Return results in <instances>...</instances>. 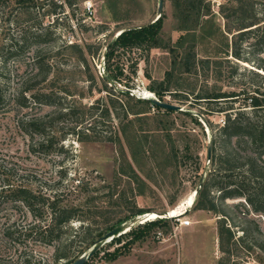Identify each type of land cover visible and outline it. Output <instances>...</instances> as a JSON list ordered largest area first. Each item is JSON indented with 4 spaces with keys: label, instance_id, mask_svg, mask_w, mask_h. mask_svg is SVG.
Segmentation results:
<instances>
[{
    "label": "rangeland",
    "instance_id": "rangeland-1",
    "mask_svg": "<svg viewBox=\"0 0 264 264\" xmlns=\"http://www.w3.org/2000/svg\"><path fill=\"white\" fill-rule=\"evenodd\" d=\"M33 1L35 5L27 0L18 6L14 0H0V82L4 94L0 101V186L3 180L8 181L13 186L57 194L65 202L79 206L78 214L83 219L72 220L62 238L71 253L85 247L81 229L86 226L94 236L106 232L105 227H114L118 218L136 207L148 210L136 216L154 218L145 224L157 222V216L168 212L166 225L150 230L122 257L108 260L110 253L123 248L128 236L144 229L139 222L128 235L120 237L121 242L101 246L88 264H218L221 258L227 261L229 254L221 251L218 243L221 216L191 206L200 180L196 174L208 177L212 147L217 143L215 135L225 113H233L228 107L244 104L241 99L207 102L199 96L211 90H238L251 84L264 87V71L258 68V64H264V30L254 28L240 39L234 35L239 12L231 10L242 4L244 15L261 18L264 1L209 0L210 13L202 16L197 29L186 32L175 28L173 7L170 0H164V41L178 54L193 47L198 58L220 61L209 68L198 66L191 73L183 71L167 48L155 47L148 52H121L110 64V70L106 68L105 51L111 39L122 29L154 21L158 0H70V5L67 0ZM87 1L92 4L90 10L86 8ZM179 36L184 37L180 44L176 43ZM34 40L37 41L21 46L22 41ZM233 41L246 61L230 55ZM70 44L84 50L87 66L82 65L76 47ZM37 54L43 60L40 70L34 61ZM103 62L101 71L98 65ZM115 64L122 69L120 77L114 75ZM251 71L260 75L254 76ZM108 74L112 79L106 89L102 76ZM30 85L35 86V93L49 94L51 102L38 103L26 92L28 104L22 103L24 100L17 93ZM165 87L167 90L162 92ZM120 90H128L133 97L127 98ZM108 93L118 99L116 110L109 117H96L89 106L98 98L106 101ZM144 97H156L180 109L169 112L137 100ZM69 108L73 110L64 113ZM127 110L139 113L127 114ZM89 126L92 134L86 132ZM248 154L250 150L241 145L235 156ZM262 161L264 164V158ZM246 168L238 164L231 178L240 181ZM210 195L237 235H241V228L251 230L243 246L230 248V263L235 260L240 264H264V251L248 249L251 243L264 245V215L254 213L243 198L221 202L215 188H211ZM95 208L103 212L99 214ZM185 219L190 223L180 225ZM31 222V215L21 204L11 205L0 197V264H58L52 259L57 244L47 245L35 239L29 232ZM154 230L162 231L161 239L153 237Z\"/></svg>",
    "mask_w": 264,
    "mask_h": 264
},
{
    "label": "trees",
    "instance_id": "trees-1",
    "mask_svg": "<svg viewBox=\"0 0 264 264\" xmlns=\"http://www.w3.org/2000/svg\"><path fill=\"white\" fill-rule=\"evenodd\" d=\"M67 1L69 5L72 3L70 0ZM26 2L27 0H14V3L18 4V6L25 4ZM170 3L173 7L172 16L176 20L175 28L180 31H194L199 26L202 16L208 15L211 11L209 0H170ZM239 3H242V0H239ZM35 4L36 2L32 0L31 5ZM56 6L62 9L61 4ZM242 7V4H238L236 7H231V10L234 12H239V21L237 27L235 28L237 32L234 35H238L240 39L252 32V29L254 28H262L264 30V12L261 18L256 15L248 16L244 15ZM163 21L164 15L161 14L154 21L145 25L120 30V33L116 36V38L107 45V49L105 51L106 68L110 70V64L112 65L115 62L114 58H119L120 54L123 52L132 51L134 49H139L141 52H148L154 47L167 48L169 52L174 54V57L178 60L184 72L191 73L195 71L198 66L209 68L211 64L216 65L220 63L217 58H198L193 47H188L181 54H178L179 52H175V48L170 43H166L162 37ZM33 38H36V36ZM179 38L176 40V43L178 44L182 42L181 40L184 37L179 36ZM36 41L37 40L32 42L22 41L21 46H25ZM236 46L237 43L233 41L230 55L236 60L246 61L245 57L242 56L240 47L237 46V48ZM70 47L76 46L70 44ZM76 49L82 65L87 66L88 64L84 56V50L81 47H76ZM36 57L37 58L34 61L38 64L40 70L42 69L43 60L40 57V54H37ZM225 60H229V58H225ZM114 66L116 68L114 75L116 77H120L122 69L118 67L117 64ZM258 68L264 71V64H258ZM133 72H135L134 69ZM251 73L254 76L260 75L258 71H251ZM47 74L48 70L44 71V79ZM102 78L104 82H106L105 88L107 89V83L110 82L112 77L108 74L103 75ZM35 89L34 85L25 86L19 93H17V95L22 97L24 100L22 103H25L26 105L28 104V98L25 96L26 92L31 93L30 95L34 99L33 101L38 103L41 101H44L43 103L51 102L49 94L41 91L35 93ZM162 90V92H164L167 88L165 87ZM121 93L127 98L133 97V95H129L128 90H122ZM156 93H158L157 95L159 97L161 96L159 91ZM110 94L112 93H108L106 101L98 98L90 104L89 107L90 109H93V113L96 117L102 116L103 114L106 115V117H109L110 114L116 110L117 106L115 103L118 102V99ZM3 98V86L0 82V101H2ZM149 98L151 97L137 98V100L139 102L147 103L155 108H161L151 102ZM199 98H203L205 99L204 101L207 102H236L237 99H241L243 102L242 104H244L238 108H234L233 106L228 107V109H232L233 113L226 112V116L223 120L224 122L218 128V133L215 135V142L217 143L215 146L213 145L210 157L212 167L208 172V177L203 178V183L191 206L194 210L212 211L213 213H218V216H221L217 225L218 243L220 250L228 252L229 257H227V261H224L221 258L218 261V264H240L235 260L230 263V248L238 245L243 246V241L248 238L251 230L241 228V235H237L231 226L226 224L224 211L217 205V201L214 196L210 195V191L211 188H215L219 192L218 200L221 202H223L226 198H243L254 213H261L264 215V164L261 163L264 158V87L259 84H251L250 86L241 87L238 90H211L203 96H199ZM100 101L103 102L100 103ZM243 107H249V109H245ZM72 110V108H69L67 111H64V113H70ZM165 111L171 112L174 110L165 109ZM125 112H127V114L139 113L133 110H127ZM89 127L90 128H86V132H90L92 134L93 130L91 126ZM78 132L83 133V131ZM241 145H245L250 150V154L236 157L235 154L237 153L238 148L240 150ZM238 164H244L247 168L245 170L246 175L237 182L231 178V173L238 169ZM197 171L198 170H196V173H198ZM196 175L198 178L202 177L201 174ZM223 177H229V179L225 181L222 180ZM244 178L248 179L246 180ZM0 187V197L4 199V202H10L11 205L19 203L29 212L32 217L29 232L34 234V238L47 245L52 243L57 244L54 247L52 259L58 264H70L79 256L80 253L92 246L96 237L101 236L105 232H97L94 236H92L89 227L86 226L82 228L81 231L85 233V247L81 248L76 253H71L70 250H67L68 247L66 246L69 244L64 242L62 238L63 235L71 228L70 222L72 220L83 219L78 214L79 211H81L79 206L68 202L67 200L65 202L64 198L59 197L57 194L49 195L26 186H13L10 182L4 180ZM237 206L238 204L235 205V207ZM95 209V212H99V214L103 212L101 208ZM147 211L148 210L143 208H133L128 215L118 218L115 223L117 225L126 219L140 215ZM157 217L160 218L157 222H151L148 224H145V222L154 218L144 219L141 217L144 224L139 223V227H144V229L137 231L133 234V236H128L124 242L123 248L110 253L108 260L112 261L118 256L128 253L130 245L134 244L136 241L144 240L149 235L150 230L159 225H166V218H162V215ZM112 227L108 226L105 228L106 230H109ZM129 231H133V229H128V231L124 234L108 240V243L114 241L121 242V238L128 235ZM254 245L251 243V245L248 246V249L255 247L264 251L263 244L255 243ZM85 264H88V260Z\"/></svg>",
    "mask_w": 264,
    "mask_h": 264
},
{
    "label": "water",
    "instance_id": "water-1",
    "mask_svg": "<svg viewBox=\"0 0 264 264\" xmlns=\"http://www.w3.org/2000/svg\"><path fill=\"white\" fill-rule=\"evenodd\" d=\"M163 2H164V0H158L157 17L162 14V11H163ZM116 36H114L111 39V41H113L116 38ZM149 99L151 100V102H153L154 104H156V105H158V106H160V107H162L164 109H171V110H178V109H180V107L178 105H174V104H171V103H168V102L161 101L160 99H158L156 97H151ZM210 145H211V140H209V142H208V149H207L208 158L210 156ZM203 178H204L203 176L200 178L197 186L194 189L195 190V196H196L197 192L199 191V189H200V187H201V185L203 183ZM185 212H187V209L185 210ZM166 216H168V212H166L165 215L162 218H166ZM141 217H143V215L142 216H134V217L130 218L129 220L124 221L122 223H119V224L115 225L114 227H112L111 229L107 230L106 232H104L101 236H99L95 240V242L92 244L91 247H89L87 250H85L83 253H81L70 264H85L86 261L101 246H103L105 243H108V240L113 239L114 237H118L119 235L124 234L125 232H127L126 229L127 228L130 229L135 223L139 222L141 220L140 219Z\"/></svg>",
    "mask_w": 264,
    "mask_h": 264
},
{
    "label": "built area",
    "instance_id": "built-area-1",
    "mask_svg": "<svg viewBox=\"0 0 264 264\" xmlns=\"http://www.w3.org/2000/svg\"><path fill=\"white\" fill-rule=\"evenodd\" d=\"M92 7V4L89 2V1H87L86 2V8L88 9V10H90V8ZM98 68L101 70V71H103L104 70V62L103 63H101V64H99L98 65ZM143 221V219H141L140 221H139V223L141 222V223H143L142 222ZM190 223V221L188 220V219H185V220H181L180 221V225H188ZM153 237H155V238H157V239H161L162 238V231L161 230H154L153 231Z\"/></svg>",
    "mask_w": 264,
    "mask_h": 264
},
{
    "label": "crops",
    "instance_id": "crops-1",
    "mask_svg": "<svg viewBox=\"0 0 264 264\" xmlns=\"http://www.w3.org/2000/svg\"><path fill=\"white\" fill-rule=\"evenodd\" d=\"M120 256H121V255H120ZM120 256H118V258H119ZM121 257H122V256H121ZM118 258H116V259L112 260V262H113V261H115V260H117Z\"/></svg>",
    "mask_w": 264,
    "mask_h": 264
},
{
    "label": "bare ground",
    "instance_id": "bare-ground-1",
    "mask_svg": "<svg viewBox=\"0 0 264 264\" xmlns=\"http://www.w3.org/2000/svg\"><path fill=\"white\" fill-rule=\"evenodd\" d=\"M184 212H185V211H184ZM184 212H183V213H184ZM110 240H111V239H110Z\"/></svg>",
    "mask_w": 264,
    "mask_h": 264
}]
</instances>
